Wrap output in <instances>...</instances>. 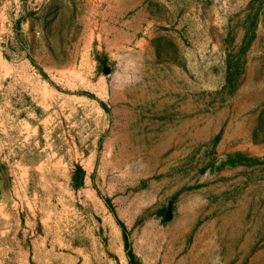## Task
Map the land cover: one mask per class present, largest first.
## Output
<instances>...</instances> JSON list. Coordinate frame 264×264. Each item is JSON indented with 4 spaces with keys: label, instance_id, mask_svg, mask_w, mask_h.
I'll return each instance as SVG.
<instances>
[{
    "label": "rangeland",
    "instance_id": "rangeland-1",
    "mask_svg": "<svg viewBox=\"0 0 264 264\" xmlns=\"http://www.w3.org/2000/svg\"><path fill=\"white\" fill-rule=\"evenodd\" d=\"M217 258L264 264V0H0V264Z\"/></svg>",
    "mask_w": 264,
    "mask_h": 264
},
{
    "label": "clouds",
    "instance_id": "clouds-1",
    "mask_svg": "<svg viewBox=\"0 0 264 264\" xmlns=\"http://www.w3.org/2000/svg\"><path fill=\"white\" fill-rule=\"evenodd\" d=\"M121 71H123V69H121ZM135 82H138V81H136V80L129 81L128 85H126V86H130L132 83H135ZM218 261H219V258H217V261H215L214 264H218Z\"/></svg>",
    "mask_w": 264,
    "mask_h": 264
},
{
    "label": "water",
    "instance_id": "water-1",
    "mask_svg": "<svg viewBox=\"0 0 264 264\" xmlns=\"http://www.w3.org/2000/svg\"><path fill=\"white\" fill-rule=\"evenodd\" d=\"M108 72H109V70H108V69H106V70H105V73H108Z\"/></svg>",
    "mask_w": 264,
    "mask_h": 264
}]
</instances>
